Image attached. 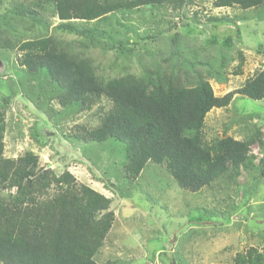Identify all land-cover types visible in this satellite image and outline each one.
Returning <instances> with one entry per match:
<instances>
[{
  "label": "rangeland",
  "instance_id": "obj_1",
  "mask_svg": "<svg viewBox=\"0 0 264 264\" xmlns=\"http://www.w3.org/2000/svg\"><path fill=\"white\" fill-rule=\"evenodd\" d=\"M214 1L184 0L180 9L151 4L117 10L105 20H72V24L76 32H98V41L84 52L105 78L127 73L140 76L156 65L167 69L174 34L182 36L175 45L180 46L184 71L192 64L202 74L216 73L220 52H224L233 58L220 71L227 79H209L215 96L220 97L252 74H234L237 50L243 52L250 72L260 65L264 69V6L214 8ZM38 2L0 0L2 43V37L20 43L40 36L56 43L89 42L60 31L57 27L62 21L54 5L40 6ZM227 38L231 46H227ZM18 42L12 49L0 46V106L9 98L4 115V157L15 159L31 152L40 166L56 174L66 170L77 182L110 198L115 221L94 257L98 264H232L237 253L250 247L264 248V178L255 180V170H240L235 185L218 180L215 188L192 193L181 189L164 165L147 164L136 182L122 187V150L74 138L77 126L98 125L110 103L102 99L90 110L63 111L48 98L52 95L49 79L39 77L33 82L20 65ZM119 44L126 50H119ZM257 127L264 138V99L238 96L227 108L207 114L204 136L208 141L222 136L242 140ZM251 152L257 164L263 155L260 145H252ZM7 193H14V189L0 196Z\"/></svg>",
  "mask_w": 264,
  "mask_h": 264
},
{
  "label": "trees",
  "instance_id": "obj_2",
  "mask_svg": "<svg viewBox=\"0 0 264 264\" xmlns=\"http://www.w3.org/2000/svg\"><path fill=\"white\" fill-rule=\"evenodd\" d=\"M39 1L40 6L54 5L62 21L57 27L60 31L77 35V40L87 38L89 42L56 43L50 37L40 36L19 43L17 39L2 37L4 42L0 41V46L12 49L18 42L20 65L33 82L39 77L49 79L52 95L48 98L63 111L90 110L102 99L110 103L98 125L77 126L74 138L81 143L108 144L122 150L119 163L122 187L136 182L147 164L164 165L177 185L192 193L215 188L218 180L235 185L240 170L253 169L255 180L264 178L261 128H253L242 140L222 136L208 141L204 136L207 114L215 108H227L234 95L253 100L264 98V70L255 72L239 88L215 96L209 79L225 81V72L220 71L233 58L220 52L216 73L202 74L192 64L185 72L180 46L175 45L182 36L174 34L167 69L156 65L140 76L127 73L105 78L84 52L91 47L90 43L98 41V32L94 29L76 32L72 24V20H105L117 10L151 4L180 9L184 0ZM213 6L259 9L264 0H215ZM29 10L28 13L37 15ZM226 43L231 46L228 38ZM116 47L126 50L124 44ZM236 55L234 74L239 75L245 58L240 50ZM8 101L9 98L3 99L0 106V193L13 189L14 193L0 196V264H98L94 257L115 221L110 198L77 182L66 170L56 174L40 166L31 152L15 159L4 157V115ZM254 144L260 145L263 153L257 164L251 152ZM232 264H264V248L250 247L239 252Z\"/></svg>",
  "mask_w": 264,
  "mask_h": 264
},
{
  "label": "crops",
  "instance_id": "obj_3",
  "mask_svg": "<svg viewBox=\"0 0 264 264\" xmlns=\"http://www.w3.org/2000/svg\"><path fill=\"white\" fill-rule=\"evenodd\" d=\"M244 55V54H243ZM262 68V65H260L259 67H258V69H256V70H254L253 72H250V67H245V61H244V64L241 66V73L239 74V75H237V76H241V77H244L243 76V72L245 73V71H248L249 73H252L251 75H249V77H252L253 76V74L255 73V72H257V71H259V70H264V69H261ZM245 69V70H244ZM249 69V70H248ZM249 77H246L245 79H244V81L246 80V79H248ZM243 85V84H242ZM240 87V86H239ZM239 87H237V88H239ZM237 88H235V89H237ZM232 90H234V89H232ZM231 90V91H232ZM228 92H230V91H227L226 93H228ZM225 95V94H224ZM223 96V95H222ZM236 97H238L237 95H234V98L232 99V101L230 102V104L228 105V106H230L231 105V103L235 100V98ZM264 99V98H263ZM227 106V107H228ZM212 110H216V108L215 109H212ZM211 110V111H212ZM246 113V112H245ZM247 114V113H246Z\"/></svg>",
  "mask_w": 264,
  "mask_h": 264
},
{
  "label": "clouds",
  "instance_id": "obj_4",
  "mask_svg": "<svg viewBox=\"0 0 264 264\" xmlns=\"http://www.w3.org/2000/svg\"><path fill=\"white\" fill-rule=\"evenodd\" d=\"M238 96V95H237ZM262 100V99H261Z\"/></svg>",
  "mask_w": 264,
  "mask_h": 264
}]
</instances>
